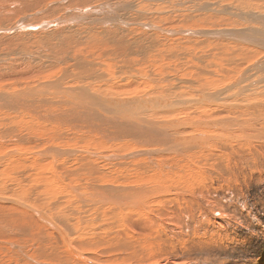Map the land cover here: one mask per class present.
Listing matches in <instances>:
<instances>
[{
    "label": "bare ground",
    "instance_id": "bare-ground-1",
    "mask_svg": "<svg viewBox=\"0 0 264 264\" xmlns=\"http://www.w3.org/2000/svg\"><path fill=\"white\" fill-rule=\"evenodd\" d=\"M85 1H87V0H85ZM116 1H114V4H111V5H108V4H104V6L100 5V7L102 8L100 10H103L104 9L103 7L113 6L112 12L115 14L116 9L119 6L118 3H120L119 0H118V2H116ZM90 3H91V1H90ZM122 3H126V2H122ZM188 3H189V1H188ZM132 4H134V3H132ZM186 4H187V2H186ZM223 4H225V3H223ZM72 5H74V4L72 3ZM180 5H182V3ZM91 6H92V3H91ZM122 6H124V4ZM148 6L149 5H147L146 7H148ZM217 6H218V4H217ZM40 7L41 6H38V9ZM29 8H30V6H29ZM35 8H37V6ZM73 8H74V6H73ZM136 8H138V7H136ZM175 8H178V7H175ZM194 8H195V6H194ZM226 8L227 7L225 6V11H226ZM216 9H218V8H216ZM77 10H76V12L78 14H75L74 16L63 20V24H64V22H65V24H68V26H67L68 29H69V24H70V26L71 25L76 26L78 24V27H79L81 22L86 21V18L89 15V13H90V15L91 14H98V12L96 13V11H100L98 8L96 11H94V9H92V7H84V8H81L80 10H79V8H77ZM138 10H140V9H138ZM178 10H180V9H178ZM69 12H70V10H69ZM74 12H73V14H74ZM160 12H162V11H160ZM232 12H233V10H232ZM63 13L66 14L64 12V10H63ZM101 13L102 12H100L99 15H101ZM122 13L123 12H121L120 14H122ZM139 13H141V12H139ZM237 14H239V13L237 12ZM103 15H105V13ZM178 15H180L179 12H178ZM188 15H190V14H188ZM169 16H171V15H169ZM94 17H96V16H94ZM172 17H173V15H172ZM238 17H240L239 19L243 20V19H246L247 16H245V14L244 15L239 14ZM252 17L255 20L257 18H259V16H254V15ZM58 18H61V17H57V19ZM106 18L107 17H105V19ZM125 18H127V17H124V19ZM53 19H54V17H53ZM134 19H136V18H134ZM143 19L145 20V18H143ZM176 19H173V20H175L174 22H177ZM101 20H102V18H101ZM259 20H260V22L263 23V26L261 28L252 27L251 29H253L252 30L253 32L250 31V33H251L250 37H248L249 35L246 36L247 34H245V37L240 36L242 33H240L238 30H237L238 32H233L231 34V36L234 37L232 39L235 40V41L232 40L233 42L239 43V45H241L240 47L245 46V47H242L243 54L237 53V55H235V57H234L235 58L234 60H237V58L242 60V57H244V54L247 57H249V55L252 53V51H254L253 49H249L248 47H246L249 45H243L242 42L250 41V42H253V44L258 43L259 46H264V18H261V19L259 18ZM181 21H182V19H181ZM1 23L2 22H0V24ZM96 23L98 24L99 21L98 22L96 21ZM131 23H132V25L134 24V22H131ZM166 23L167 22H165V25H166ZM4 24H6V23H4ZM45 25H43V26L45 27ZM104 25H107V24H104ZM111 25H109V26H111ZM142 25H144V24H142ZM167 25H168V23H167ZM18 26L20 27V24ZM118 26H119V24H118ZM88 27L90 28V26H88ZM22 28H24L25 31H28L30 29L32 30L33 27L22 26ZM92 28H93V25H92ZM126 28L124 27V29H126ZM161 28H162V26H161ZM169 28H171V27H169ZM51 29H53V28L51 27ZM71 29H72V26H71ZM76 29H74L73 32ZM81 29H83V28H81ZM99 30L102 31V29H99ZM118 30L119 29H117V31ZM128 30H131V29L128 28ZM177 30L175 32H177ZM80 31L81 30H79V32ZM90 31H92V30H90ZM121 31H123V30H121ZM157 32H158V29H157ZM76 33L79 35L78 31H76ZM76 33L74 32V34H76ZM239 33H240V35H239ZM227 34H228V32H227ZM252 34L254 35V37ZM67 35L63 36V37H67ZM69 35H70V32H69ZM146 35H148V34H146ZM77 37H75V38H77ZM179 37L181 38V36H179ZM65 40H66V38H65ZM162 40H163V38H162ZM168 40H169V38H168ZM228 40H230V39H228ZM251 40H253V41H251ZM156 41H158V40H156ZM152 42H150V43H152ZM222 42H224V41H222ZM138 43H140V41ZM165 43H166V41H165ZM228 43H229V41H228ZM246 43H248V42H246ZM5 44L4 45L7 46L8 43L5 42ZM154 44H156V43H154ZM167 45H169V43ZM167 45H165V46H167ZM205 45H206V43H205ZM87 46H88V44H87ZM161 46H162V44H161ZM176 47H178V46H176ZM180 47H181V45H180ZM187 47H189V46H187ZM129 48H131V47H129ZM49 49L52 50L51 48H49ZM172 49H171V52L174 51V50L172 51ZM50 50H49V52H52ZM146 50H147V48H146ZM187 50L189 51V49H187ZM190 50H192V49H190ZM159 51H160V49H159ZM160 52H162V51H160ZM197 54H200V53H197ZM25 55H26V53H25ZM50 55H52V54H50ZM66 55H67V53H66ZM162 55H164V53ZM158 56L161 58L159 53H158ZM23 57H25V56H23ZM60 57H62V55ZM86 57H88V56H86ZM171 57H172V55H171ZM183 57H185V56H183ZM92 58H94V57H92ZM3 59H2V61H3ZM48 61H49V59H48ZM50 61H51V59H50ZM95 61H97V60H95ZM161 61H163V60L161 59ZM252 61H254V59ZM65 62H67V61H65ZM76 62H74V66H75ZM231 63L236 65V66L241 64L239 66L240 69L238 67L239 71L235 76H233V77L231 76V78H229V80H227L224 83H222L221 85H219V87H218L219 89L215 88L214 92L212 91L211 93H206V92L197 93L196 97L193 96L195 99L194 98L190 99L191 98L190 97L189 98L190 100L187 102L180 101L178 103H175V102H172V101H169L166 99H162L160 97L157 98V96L160 94L157 92V90L152 92V90H151L152 87L150 88V91L152 92L151 94L146 95V92H145V95H142V96L138 95V94H140L139 91L138 92L131 91V89H128L130 91H128V90L122 91L121 90L122 92L119 91V92H109L108 93L107 89L101 88L102 90L101 89L100 90L101 91L105 90L106 93L104 92L105 95H103L105 97H100V96L96 95V93L91 91L95 84L92 85L91 82H89V80H87L91 77L87 76L88 73H86V72H83L82 76L77 75L79 77L67 80V81H69L68 83L65 82L66 81L65 78H61L58 80H56L54 78L55 81H51L49 79L48 82H46L47 80H45L46 83H42V80H41V82L35 81L37 84L38 83H41V84L36 86L34 83L35 87H32V88L26 86V87H23L21 89H18V90L12 91V92H3V93L0 92V106H5V108H11V109H14L13 107H16V109H18V108L20 109V108H23V106H24V108H27L28 110L32 109L31 111H35V112L38 108L41 109V107H39V105L45 106V107L49 106L48 108L55 107L56 106L55 102H53V100H51L47 96H49V95L58 96V98H59L58 100H60L59 106H61L59 108V113L55 114L54 116H50L53 114L52 113V114L48 115V118L51 117V119L53 118L54 120L58 121L60 124L61 123L65 124V123H69V122L70 123L73 122V124H74V122H77L78 124L82 123V124L88 125L89 127L94 129L95 131H98V130L104 131L107 129L110 132L111 130H113V132L109 135H107L105 133H102V135H104L105 139H107V140H109L110 138L112 140H115V139L120 140L123 137L129 138L128 144H124L126 146L127 145L131 146L132 144H135V145L138 144V146L144 145V146H148L149 148L152 147L151 151H148L146 149L147 148L146 147L145 148L147 150L146 152H142V151H140V148H138L139 151L142 152V153H140V152L139 153L141 155L145 154L146 156H148V158H145L144 155H142L144 157L143 158L144 162L140 165L141 169L138 170L136 168L137 169L136 170V169L132 168V169H134L135 174L127 175L129 177V179L132 180V182H133V183H131V185H125V184H123V185H103V184H106L105 182L100 184V185L99 184L98 185L92 184L95 186H94V192H93L94 197L91 198V203L93 205H97V208L99 207L102 210H107V211L111 212V214H114L113 217L110 218V220L112 222L108 223L106 221L107 223L105 222L102 225H100L101 223L99 225L97 224V226L95 228H93V227L90 228L89 231H91V232L89 233L87 231L88 230L87 225L90 223L89 222L90 218H87L86 215L82 213V211L80 212V210H79L80 214L77 213V216L75 217L76 218V221H75L76 224H74V225L77 226V227H75V229H76L75 231L79 230V236L78 237L80 239H82L86 245L90 246L93 243H104L105 245H107V248L100 251V253L98 254V257H96L95 254L94 255L91 254V255L86 256L85 254H83L81 252V250L76 249L75 242L70 240L69 236H68L71 233L72 229L65 227L67 225V222L69 221V219H68V221L63 220L64 221L63 225L65 227V228H63V227H60L57 225V223L55 222L56 221L55 219H54L55 221H53V220H50L47 217V215L46 216L43 215L44 213H40V212L33 211V210H32L33 213H31L30 211H28L30 213L27 212L28 213L27 216L30 218V221L32 220L33 222L35 221L36 223H42L41 221H44L47 223V225H45L46 227L53 229V232L55 233L56 237L61 242L60 244L62 245V248H63L64 252L66 253L65 255L68 256L71 264H264V61L263 62L254 61L253 64H251V65H244L245 63L244 64H243V62L238 63L236 61H232ZM91 64H93V62H91ZM191 64H192V62H191ZM215 64H217V63H215ZM83 65H87V64H84V63H77L76 64V66H79V67L83 66ZM93 65L95 66L96 64H93ZM234 65H233V67H234ZM99 67L101 69L103 68L102 66H99ZM93 69H94V67H93ZM113 69H114V67H113ZM113 69H111V70H113ZM227 69H229V68H227ZM76 71L77 70H75V72ZM117 71H118V69H117ZM227 71H231V70H227ZM77 72H76V74H78ZM104 72H105V70H104ZM113 72H115V71H113ZM202 72H204V71L202 70L200 73H202ZM106 73L107 72H105L104 74H106ZM210 73H208V74H210ZM219 74H222V73H219ZM55 75H56V73L53 76H55ZM0 76H2V74ZM53 76H52V78H53ZM94 76H96V75H94ZM97 76H98V74H97ZM225 76H227V75H225ZM110 77H113L112 73H111ZM208 77H211V76L209 75ZM105 78L103 77V79H105ZM117 78L118 77H116L115 79L117 80ZM215 78H217V77H215ZM155 79H157V78H155ZM231 79H233V80H231ZM120 80H122V79H120ZM97 81L99 82V80H97ZM113 81H114V79H113ZM122 81H121V83H123ZM117 82H118V80H117ZM143 82H145V81H143ZM95 83H97V82H95ZM107 83H109V82H107ZM107 83H104V87H105V84H107ZM113 83L116 84L115 81ZM121 83H119V84H121ZM62 84L63 85L66 84V87H64V88L61 87ZM119 84L117 86H115L114 88H116V87H117V89H118V87L120 88ZM97 85H99V83L96 84V86ZM101 85H103V84H101ZM206 86H208V85H206ZM109 87H110V85H109ZM61 88H63L62 91H60ZM122 88H124V86ZM110 89H111V87H110ZM141 91L144 92L143 89ZM204 91H206V90H204ZM97 92H99V91H97ZM101 93L103 94V92H101ZM102 94H100V95H102ZM115 96H118V98L115 99L114 98ZM129 96H135V97L131 98ZM58 100H56V101L58 102ZM185 100H188V99H185ZM54 101H55V99H54ZM33 103H35L36 105H33ZM152 106L155 107V110L158 111L157 113H151L150 112V109L152 108ZM55 108L53 110H57ZM49 112H52V110H50ZM171 112H172L173 116H171ZM173 112H175V113H173ZM177 112H178V114L176 115ZM7 113H9V112H7ZM157 114H168L169 117L171 116V117H173V119H171V118L170 119H164L165 117L163 118V115H162V117L159 116L158 117L159 119L154 118V117H152L153 119L150 118L152 115H157ZM174 114H175V117H174ZM181 115H186V116L183 119H181L179 117ZM177 116L180 119L177 118ZM36 118L39 119L38 117H36ZM44 119H42V120H44ZM50 121H53V120H50ZM75 125L77 126L76 123H75ZM71 126H72V124H71ZM78 126H83V125L79 124ZM69 127L70 126H68V128H67L68 130H69ZM73 129H76V127ZM82 129H86V128L82 127ZM82 129H79V130H82ZM60 130H61V128H60ZM71 131H72V133L73 132L75 133V130L74 131L71 130ZM71 131H69V132H71ZM72 133H71V135L76 134V133L75 134L74 133L72 134ZM100 133H98V134H100ZM87 137H88V135H87ZM51 138H52V136H51ZM89 138L92 139L91 137H89ZM89 138H87V139H89ZM111 139L109 140L110 142H111ZM26 140L29 143L36 142V139L32 138V137L27 138ZM95 140H94V142L98 143V141H95ZM126 140H125V143L127 142ZM101 143H100V145L103 144V143L102 144ZM106 143L108 144V142H106ZM114 144L115 143H113V145ZM35 145L37 146V144H35ZM35 145L32 146V150H33V148H35ZM43 145H46V144H43ZM103 145H104V149H105L106 148L105 144H103ZM116 146H118V145H116ZM37 147H39V145ZM132 147H133V145H132ZM55 148L57 149V147H55ZM55 148H53V149H51V148L41 149V150L37 151V155L39 156V158H41L42 156H43V158H48V159L51 158L48 161L50 162V164H51V162L54 163V161H56L55 158L56 159H57V157L59 158V156L62 155L61 153L64 152V151H61V149L56 150ZM99 148L103 149L102 147H99ZM112 148H113V146H112ZM112 148L110 145V149H112ZM68 149H66V150H68ZM116 149H117V147H116ZM138 149H136V150L138 151ZM37 150H38V148H37ZM108 150H109V148H108ZM81 152H80L81 154L76 155V156H78L79 158L80 157L83 158V161H81V165L84 163H86V164L84 166H82V169L84 171L79 170V172H83V173L88 172V173H91V175L96 174V172L98 171V169H97L98 163H102V164L105 163L106 164V163H108L107 160H111V157L115 158L114 160H120V162H122L123 159L128 160V159H131L132 156L134 157L136 155L134 153L133 154L127 153L128 152L127 150L125 151L126 153L122 154L123 157H121L120 155H117V154H111V151H108L109 154H105V155H103L101 152L94 153L93 151L87 150V149H83ZM70 153L73 155V152H70ZM3 154L4 153H1L0 156H3ZM99 154H102V156H100V158L98 157ZM9 155L11 156L10 153H9ZM154 155H157V157H154ZM139 156L137 155L138 158H139ZM1 158L3 159V158H5V156L0 157V159ZM2 159L0 161H2ZM139 159H137V160H139ZM5 160L7 162V159H5ZM63 160H65V159H63ZM9 161L10 162H8V163H5V162H4V164L1 163V165L3 164L4 170H5L4 165L5 164L9 165L11 163V160H9ZM39 162H40V160H39ZM49 162L47 163L48 164L47 168L51 167ZM129 164H130V162H129ZM8 165H6V167H9ZM134 165H137V164H134ZM38 166H40V165H38ZM71 166H73V164H71ZM45 167H46V165H45ZM17 168H19V167H17ZM19 169H21V167ZM123 170H122V172H123ZM41 171H43V169ZM18 172L21 173L22 170L21 171L19 170ZM47 172H49V174L52 175V171L50 173V171H48V169H47ZM124 172H123V175H125ZM119 173H120L119 171L116 172V174H119ZM121 173H120V175H121ZM27 174L30 176L32 173L26 172L25 175L27 176ZM81 174H80V177L86 176V175H83V174L81 175ZM17 175H19L18 177H20V174H16L15 176H17ZM40 175H42V174L40 173ZM21 176H23V174H21ZM31 176H30V178L32 179L33 176L32 177ZM53 176H54V173H53ZM53 176H52V179H50V180L53 181L52 183L54 185H55V183L57 184L58 181H61V180H58V178H57L58 181L54 182V180L56 181V179H54ZM49 177H47V180ZM55 177H56V175H55ZM87 177L89 178V176H87ZM95 177H96V175H95ZM17 178L15 177V179H17ZM20 178L24 179L25 176L20 177ZM27 178H29V177L27 176ZM27 178H25V179H27ZM42 178H45V177H42ZM94 179H96V178H94ZM94 179L92 178V180H94ZM7 182L9 183V181H7ZM91 182H93V181H91ZM3 183H2V185H3ZM35 183L37 184V182H35ZM68 183L71 186H69L67 184L64 185V183L61 184L62 187L59 185L58 186L61 187V189L64 186V188L69 189L76 197H79L80 193H78V190H77L78 186H76L74 184L72 186V183H70V182H68ZM79 183H80V181H79ZM53 184H51L49 182L48 187H46V188L53 190L55 188ZM32 186H34V185H32ZM50 186H53V187H50ZM86 186H88V185H85L84 189H87ZM29 187H31V186H29ZM46 188H45V190H46ZM91 188L93 189V187H91ZM88 190H89V188H88ZM8 191H9V189H8ZM47 191H49V190H47ZM85 191H87V190H85ZM20 192H22V190ZM63 192H65V191H63ZM67 192H68V190H67ZM91 192H89V195ZM9 193L10 192H7L6 195H8ZM9 195H10L9 198H11L12 197L11 193ZM55 195H54L53 199L55 197L60 199L59 195H57V194H55ZM64 196H66V195H64ZM64 196H63V198H65ZM48 197H49V195H48ZM40 198L38 200H40ZM57 198H55L54 200H56ZM79 198H75V201H76V199L78 200ZM12 199H14V198H11V200ZM58 199H57V201H59ZM66 199H67V196H66ZM68 199H70V198H68ZM45 200H47V199L45 198ZM60 200H62V199H60ZM0 201H2V202L4 201L5 205H7L6 202H12L14 205H16V203H14V201H10L8 199L1 198ZM26 201H28V200H26ZM66 201H68V200H66ZM30 202H32V201H30ZM37 202H39V201H37ZM37 202L34 203V205L39 204ZM78 202H80V201H78ZM17 203H18V201H17ZM51 203L52 202H50V205H51ZM91 203H89V204H91ZM47 204H49V203H46V205ZM1 205H4V204H2L0 202V207H1ZM10 205H8V206H10ZM13 206H10L9 209L11 208L10 210L14 209L17 211V208L15 209V208H13ZM78 207H80V206H78ZM91 207H93V206H91ZM26 208H28V207H26ZM45 208L48 212L49 211L48 208H50V207H48V208L44 207L43 210ZM56 209L54 208L53 211L50 209V211H52L51 213L55 212ZM71 209H73V208H71ZM43 210H41V211L43 212ZM18 211H20V210H18ZM58 211H57V213H58ZM63 211H64V209H63ZM85 211L88 212V210H85ZM4 212H2V210H0V224H3V223L7 224L8 222H10L9 220H11V219L13 220V222L14 221L19 222V218L17 215H16L17 217L16 216L13 217L14 216L13 213L7 215ZM6 212H7V209H6ZM103 212H101V213H103ZM25 213L26 212H24V214ZM51 213H49V215ZM61 213H62V211H61ZM65 213H66V211H65ZM54 216H57V215L54 214ZM69 217H70V215H69ZM71 217H73V216H71ZM25 218H26V216H25ZM29 218H27V219H29ZM27 219L25 220V224H27L26 223ZM63 219H64V214H63ZM58 221H59V219H58ZM18 222H16V223H18ZM23 222H24V220H23ZM35 222L32 225H34ZM44 222H43V224H44ZM61 222H62V220H61ZM68 223H70V222H68ZM96 223H97V221H96ZM18 225H19V223H18ZM38 225L40 227L41 224H38ZM29 226H30V224H29ZM67 226H69V224ZM83 226L84 227L87 226V227L84 228ZM2 227H4V226L2 225ZM11 227H14V225ZM71 227H73V226H71ZM11 230H13V229L11 228ZM92 230L94 233H92ZM45 231H47V229ZM15 232H16V230H15ZM15 232L13 235H15ZM96 232H99V233H96ZM17 233H18V231H17ZM47 233H48V231H47ZM96 235H100V236H96ZM3 239H5V238H3ZM51 242H55V241H51ZM50 244H52V243H50ZM77 244H78V242H77ZM10 246L13 247L14 245L10 244ZM12 247H10V248H12ZM104 247H106V246H104ZM12 249H15V248H12ZM55 253H57V252H55ZM58 255H59V253H58ZM58 262L59 261L57 260V263ZM42 263H44V262H42ZM54 263H56V262H54ZM32 264H39V263L34 262ZM58 264H60V262Z\"/></svg>",
    "mask_w": 264,
    "mask_h": 264
},
{
    "label": "rangeland",
    "instance_id": "rangeland-1",
    "mask_svg": "<svg viewBox=\"0 0 264 264\" xmlns=\"http://www.w3.org/2000/svg\"><path fill=\"white\" fill-rule=\"evenodd\" d=\"M75 1L76 0H0V22H2L0 24V75L2 74V76H0V92L1 93L12 92V91L21 89V88L26 87V86L32 88V87H35V85L37 86V85L41 84V83H38V84L36 83V82H41V80H42V83H46L49 81V79L51 81H55V79L58 80L61 78H65L66 79L65 82L68 83L69 81H67V80L82 76V73L86 72V73H88L87 76L91 77L87 80H89V82H91L92 85L95 84L93 87L94 89L92 88V90L91 89L90 90L93 91L94 93H96V95H98L100 97H105L103 95H105V93H106L105 90L101 91L102 90L101 88L107 89L108 91L107 90L106 91L108 93L109 92H119L121 90L127 91L128 89H131V91H136V92L139 91L140 94H138V95H140V96L145 95V92H146V95H149L152 92L157 90V92L160 94L157 96V98L160 97L162 99H166V100H169V101H172L175 103H178L180 101L187 102L190 99L196 97L197 93H201V92L211 93L212 91L214 92L215 88L217 89L219 87V85H221L225 81L229 80V78H231V76L232 77L235 76L238 73V71L240 69L239 66L241 64L236 66V65L231 63L232 61H236L238 63L243 62V64L245 63L244 65H251V64H253L254 61H256V62L257 61H260V62L264 61V46H259L258 43L253 44V42H250V41H246L248 43L242 42L243 45H249L246 47L254 50L249 55V57H247L244 54V57H242V60L238 59V58H237V60H234L235 59L234 57H235V55H237V53L243 54L242 47H245V46L240 47L241 45H239V43L233 42L235 40H233L232 38H234V37L231 36V34L233 32L239 31L240 33H242L241 35L239 33L240 36L245 37V34H247L246 36L249 35L248 37H250L251 36L250 31L253 30V29H251L252 27L261 28L263 26V23L260 22L259 18L260 19L264 18L263 17L264 16V0H256V1L255 0H160L161 2L159 0H154V1L153 0H131L132 2L130 0H125V1L119 0L120 3H118L119 6L117 5L118 7L116 9V13H115L116 15L112 12L113 6L103 7L104 9L100 10V9H102L100 7V5H103V6H104V4L111 5V4H114V1H116V0H112V1L111 0H87V1L77 0L76 1L77 3ZM90 1L92 3V6H91ZM188 1H189V3H188ZM116 2H118V0ZM122 2H126V3H122ZM186 2H187V4H186ZM72 3L74 5H72ZM132 3H134V4H132ZM181 3L183 6L180 5ZM223 3H225V4H223ZM123 4H124V6H122ZM136 4L137 5L139 4V5L137 6ZM217 4L219 7L217 6ZM147 5H149V6L146 7ZM29 6H30V8H29ZM36 6H37V8H35ZM38 6H41V7L38 9ZM73 6H74V8H73ZM194 6H195V8H194ZM225 6L227 7L226 11H225ZM84 7H92V9H94V11H96L98 8L100 11H96V13L98 12V14H91L90 15V13H89V15L86 18V21L81 22L79 27H78V24L76 26L71 25L72 26V29H71V26L69 24V29H68V27H67L68 24H65V22H64V24H65L64 25L63 20L70 18V17L74 16L75 14H78L76 12L77 8H79V10H80L81 8H84ZM136 7H138V8H136ZM175 7H178V8H175ZM216 8H218V9H216ZM138 9H140V10H138ZM178 9H180V10H178ZM63 10L66 14L63 13ZM69 10H70V12H69ZM232 10H233V12H232ZM160 11H162V12H160ZM236 11L239 14H242V15L245 14V16H247L246 19H243V20L239 19L240 18V17H238L239 14H237ZM73 12H74V14H73ZM100 12H102L101 15H99ZM121 12H123V13L120 14ZM139 12H141V13H139ZM178 12L180 15H178ZM104 13H105V15H103ZM168 14L171 16H169ZM188 14H190V15H188ZM172 15H173V17H172ZM253 15L259 16V18H257L255 20L252 17ZM94 16H96V17H94ZM53 17H54V19H53ZM57 17H61V18L57 19ZM105 17H107V18L105 19ZM124 17H127V18L124 19ZM101 18H102V20H101ZM134 18H136V19H134ZM143 18H145V20ZM172 18L173 19L177 18L176 19L177 22H174L175 20H173ZM201 18L202 19L204 18V19L202 20ZM181 19H182V21H181ZM96 21L97 22L99 21L100 24L99 23L97 24ZM131 22H134V24L132 25ZM165 22H167L169 26L167 25V23L165 25ZM4 23H6V24L8 23V24L6 25ZM117 23L119 24V26ZM19 24H20V27L18 26ZM104 24H107V25H104ZM142 24H144V25H142ZM43 25H45V27ZM92 25H93V28H92ZM109 25H111V26H109ZM22 26H30L33 28H32V30L30 29L28 31H25L24 28H22ZM88 26H90V28ZM161 26L163 29L161 28ZM191 26L192 27L194 26L195 28L194 27L192 28ZM51 27L53 29H51ZM124 27L125 28L127 27V28L124 29ZM169 27H171V28H169ZM81 28H83V29H81ZM128 28L131 30H128ZM74 29H76L74 32L76 33V31H78L79 35L77 33H76L77 35L74 34V32H73ZM99 29H102V31ZM117 29H119V30L117 31ZM157 29H158V32H157ZM79 30H81L82 32L81 31L79 32ZM90 30H92V31H90ZM121 30H123V31H121ZM149 30L150 31L152 30V31L150 32ZM176 30H177V32H175ZM68 31L70 32V35H69ZM227 32H228V34H227ZM146 34H148V35H146ZM66 35H67V37H63ZM179 36H181L182 39ZM75 37H77V38H75ZM161 37L163 38V40ZM253 37H254V35H253ZM65 38H66V40H65ZM168 38H169V40H168ZM220 38L221 39L223 38V39L221 40ZM228 39H230L231 41ZM156 40H158V41H156ZM139 41H140V43H138ZM152 41L156 44H154ZM165 41H166V43H165ZM222 41H224V42H222ZM228 41H229V43H228ZM251 41H253V40H251ZM5 42L8 43L7 46H5L6 45ZM150 42H152V43H150ZM168 43H169V45H167ZM205 43H206V45H205ZM87 44H88V46H87ZM161 44H162V46H161ZM165 45H167V46H165ZM180 45H181V47H180ZM176 46H178V47H176ZM187 46H189V47H187ZM129 47H131V48H129ZM47 48L48 49L51 48L52 50H50V49L49 50L52 52H49V50ZM146 48H147V50H146ZM159 49L162 52H160ZM171 49H172V51L174 50L173 51L174 53L171 52ZM187 49H189V51ZM190 49H192V50H190ZM25 53L28 57L25 55ZM66 53H67V55H66ZM158 53L161 56V58L158 56ZM163 53H164V55H162ZM197 53H200V54H197ZM50 54H52L53 56ZM61 55H62V57H60ZM85 55L88 57H86ZM171 55H172V57H171ZM23 56H25V57H23ZM183 56H185V57H183ZM92 57H94V58H92ZM2 59H3V61H2ZM48 59H49V61H48ZM50 59H51V61H50ZM161 59L163 61H161ZM253 59H254V61H252ZM95 60H97V61H95ZM65 61H67V62H65ZM90 61L96 65L94 66L93 64H91ZM74 62H76L75 66H74ZM191 62H192V64H191ZM77 63H84V64H87L88 66L83 65V66L79 67V66H76ZM215 63H217V64H215ZM98 65L102 66L103 68L101 69ZM233 65H234V67H233ZM93 67H94V69H93ZM113 67H114V69H113ZM238 67H239V69H238ZM110 68L113 70H111ZM227 68H229V69H227ZM117 69H118V71H117ZM75 70L78 71V72L76 71L78 74H76ZM104 70H105V72H107L106 74H104L105 73ZM202 70L204 72L200 73ZM227 70H231V71H227ZM113 71H115V72H113ZM55 73L57 75V76L55 75L56 77L53 76ZM111 73H112L113 77H110ZM208 73H210V74H208ZM219 73H222V74H219ZM97 74H98V76H97ZM77 75H79V76H77ZM94 75H96V76H94ZM209 75L211 77H208ZM213 75L217 78H215ZM225 75H227V76H225ZM52 76H53V78H52ZM102 76L104 78L105 77L106 78L103 79ZM116 77H118L117 78L118 82L115 79ZM155 78H157V79H155ZM96 79L99 80V82ZM113 79H114L116 84L113 83L114 82ZM120 79H122L123 81ZM45 80H47V81L45 82ZM231 80H233V79H231ZM106 81L109 83H107ZM121 81L123 83H121ZM143 81H145V82H143ZM95 82H97V83H95ZM103 82L107 83V84H105V87H104ZM34 83H35V85H34ZM98 83H99V85L96 86V84H98ZM117 83L118 84L121 83V84H119L121 89L119 87H118V89H117V87L114 88L115 86L118 85ZM66 84H64V85L62 84L63 86L61 85V87H63V88L66 87ZM101 84H103V85H101ZM109 85H110L111 89H110ZM206 85H208V86H206ZM123 86H124V88H122ZM63 88H61L60 91H62ZM141 88L143 89L144 92L141 91L142 90ZM150 88H151L152 92L150 91ZM204 90H206V91H204ZM97 91H99V92H97ZM128 91H130V90H128ZM101 92H103V94ZM99 93L102 95H100ZM47 97H49L51 100H53V102H55L56 106L57 105L58 106L57 107L55 106L56 108L50 107L51 108L50 109V108H48L49 106L45 107V106L39 105V107H41V109L38 108L36 110V112L31 111L32 109H29L30 110L29 111L27 108H24V106H23V108H20V109L19 108L16 109V107H13L14 109H11V108H5V106H0V155H1V153L5 154V155L3 154V156H0V157L5 156V158H3V159L1 158L2 161H0V165H1V163L4 164V162L5 163L10 162L9 160H11V163H12V164L10 163L9 165L5 164L4 165L5 170L3 169V164L0 166V199L1 198L8 199V200L14 201V203H16V205H14L12 202H6L7 205H5L4 201L3 202L0 201L2 204H4V205H1L0 210H2V212L5 211L4 213L7 215L13 213V215H14L13 217H15L17 215L19 218V222L16 221L19 223V225L15 221H14L15 222L14 223L11 218H10L11 220H9L10 222H8L7 224L6 223L0 224V226H1L0 227V233H1L0 234V239H1L0 240V264H32L34 262L39 263V264H58L59 262H60V264H71L68 256L65 255L66 253L64 252L62 245L60 244L61 242L59 241V239L56 237L55 233L53 232V229L46 227L45 225H47V223L44 221H41L42 223H36L34 221L35 224L32 225L34 222L32 220L30 221V218L27 216L28 213H30V212L33 213L32 210L40 212V213H44L43 215H45V216L47 215V217L50 220H53V221L56 220L55 222L60 227H63V228L68 227V228L72 229L71 233L68 236H69L70 240L75 242L76 249L81 250V252L83 254H85L86 256L91 255V254L92 255L95 254V256L98 257V254L100 253V251L107 248V245H105L104 243H93L92 245L88 246L83 242L82 239H80L78 237L79 236V230L75 231L76 230L75 227H77V226L74 225V224H76L75 223V221H76L75 217L77 216V213L80 214V212L82 211V213L85 214L87 218H90V221H89L90 223L87 225L88 227L85 226V227H87V229H88L87 231L89 233L91 232V231H89L90 228L91 227L95 228L97 226V224L99 225L101 223L100 225H102L106 221L108 223L112 222L110 220V218L113 217L114 214H111V212H109L107 210H102L99 207L97 208V205H93L91 203V198L94 197L93 192H94V186H95L92 184H96V185L99 184L100 185V184L105 182L106 184H103V185H123V184L131 185V183H133V182H132V180L129 179V177L127 175L135 174L134 169H136V168L138 170L141 169L140 165L144 162L143 158L144 157L148 158V156H146L145 154H142V155H144V157H143L140 153L146 152L147 150L148 151L152 150V147L149 148L148 146H144V145L138 146V144H136V145L132 144L133 147H132V145L131 146L130 145H127V146L124 145V144H128L129 138L123 137L120 140L117 139L118 141L116 139L112 140L110 138L111 139V142H110L109 141L110 139L107 140V139H105L104 135H102V133L109 135L113 132V130H111L110 132L107 129L104 130L105 132L98 130L99 131L98 132V131H95L94 129H92L91 127H89L88 125H85L82 123H79V124L83 125V126H78L79 124L77 122H74V124H73V122L72 123L69 122L70 124L69 123H65V124L61 123L60 124L58 121L54 120L53 118L52 119H51V117L48 118V115H50L52 113L53 114L50 116H54L55 114H58L59 108L61 106H59L60 100H58L59 99L58 96L49 95ZM129 97L132 98L135 96H129ZM114 98L117 99L118 96H115ZM54 99H55V101H54ZM185 99H188V100H185ZM56 100H58V102ZM33 105H36V104L33 103ZM54 108L57 110H53ZM50 110H52V112H49ZM7 112H9V113H7ZM150 112L151 113H157L158 111L155 110V107L152 106V108L150 109ZM173 113H175V112H173ZM177 114H178V112L176 113V115ZM162 115H163V118L165 117L164 119H170V118L173 119V117H171V116H173L172 112H171L170 117L168 114H157V115H152L150 118H152V117L158 118L159 116L162 117ZM35 116L38 117L39 119H37ZM185 116L186 115H181L179 117L181 119H183ZM174 117H175V114H174ZM179 117L177 116V118H179ZM42 119H44V120H42ZM50 120H53L55 123L53 121H50ZM75 123L77 124V126L75 125ZM71 124H72V126H71ZM68 126H70L69 130L67 129ZM59 127L61 128L62 131L60 130ZM75 127H76V129H73ZM82 127L86 128V129H82ZM79 129H82L83 131L79 130ZM71 130H73V131L75 130L76 134L73 132L75 135H71V133H72ZM69 131H71V132H69ZM97 132L98 133L101 132V133L98 134ZM87 135H88V137H87ZM51 136H52V138H51ZM31 137L35 138L36 142L29 143L26 140L27 138H31ZM89 137H91L92 139H90ZM87 138H89V139H87ZM124 139L125 140L127 139L126 143H125ZM94 140L98 141V143L94 142ZM101 142L103 144H105V147H106L105 149H104V145ZM106 142H108V144ZM100 143L102 145H100ZM113 143H115V144L117 143L116 145H118L119 147L116 146L115 144L113 145ZM35 144H37V146L39 145V147H37ZM43 144H46V145H43ZM33 145H35V148H33V150H32ZM110 145H111V148L113 146L114 149L113 148L110 149ZM36 147L38 148V150ZM55 147H57V149H61V151H64V152L61 153L62 155H60L59 158L58 157H57V159L55 158L56 161H54V163L51 162V164H50V162L48 161L51 158L50 159L43 158V156L41 158H39V156L37 155V151H39L41 149H46V148L53 149ZM99 147H102L103 149H101ZM116 147L118 150L116 149ZM108 148H109V150H108ZM138 148H140V151H142V152H140ZM66 149H68L70 152H73V155ZM83 149L91 150L94 153L101 152L103 155L109 154L108 151H111V154H117V155H120L121 157H123L122 154L126 153L125 151L127 150L128 151L127 153H130V154L134 153L136 155L134 157L132 156V158L128 159V160L123 159L122 162H120V160H114L115 158L111 157V160H107L108 163H106V164L105 163H103V164L98 163V168H97L98 171L96 172V174L91 175V173H88V172H84L85 174L83 172H79V170L84 171L82 169V166H84L86 163L81 165V161H83V158L80 157L81 158L80 159L76 155L81 154L82 153L81 151ZM136 149H138V151ZM9 153L11 154V156L9 155ZM102 154H99L98 157L100 158V156H102ZM137 155L138 156L140 155L139 158L140 157L141 158L139 159L137 157ZM154 157H157V155H154ZM5 159H7V162ZM63 159H65V160H63ZM137 159H139V160H137ZM39 160H40V162H39ZM48 162L51 165V167L47 168ZM129 162H130V164H129ZM71 164H73V166H71ZM134 164H137L138 166L134 165ZM6 165H8L9 167H6ZM38 165H40L41 167ZM45 165H46V167H45ZM16 166L19 168L21 167V169L17 168ZM132 168H134V169H132ZM42 169H43V171H41ZM47 169H48V171H50V173L52 171V175L49 174V172H47ZM121 169L122 170L124 169L123 172L125 171L124 172L125 175H123V172ZM17 170L18 171L22 170V172L20 173ZM117 171H119L120 173L122 172L121 175H120V173L116 174ZM26 172L32 173L31 175L33 177L30 175L32 177V179L30 178V176L28 174H27V176L29 178H27V176L25 175ZM39 172L42 175H40ZM53 173H54V176H53ZM81 173L83 175H86V176L80 177ZM12 174L13 175L14 174L15 175L20 174V177L25 176V178H27V179L20 178V177H18L19 175L13 176ZM21 174H23V176H21ZM55 175H56V177H55ZM95 175H96V177H95ZM52 176L54 179H56V181L54 180V182H57L58 180H61V181H58L57 184L55 183V185H54L52 183L53 181L50 180V179H52ZM87 176H89V178ZM15 177L16 178L18 177L19 179L18 178L15 179ZM42 177H45V178H42ZM47 177H49L48 178L49 181L47 180ZM91 177L93 179L94 178H96V179L92 180ZM57 178H58V180H57ZM90 180L93 182H91ZM7 181H9V183ZM79 181H80V183H79ZM35 182H37L38 185ZM49 182L54 185L55 188L53 190L46 188V187H48ZM68 182L72 183V186H73V184L78 186L77 190H78V193H80V195H79L80 198L76 197L69 189L64 188V186L61 189V187H62L61 184H63V183H64V185L67 184V185L71 186ZM2 183H3V185H2ZM32 185H34V186H32ZM58 185L61 187H59ZM85 185H88V186H86L87 189H84ZM29 186H31V187H29ZM50 187H53V186H50ZM91 187H93V189ZM45 188H46V190H45ZM88 188H89V190H88ZM8 189H9V191H8ZM21 190H22V192H20ZM47 190H49V191H47ZM67 190H68V192H67ZM85 190H87V191H85ZM6 191L10 192L11 196H12L11 198H14V199L11 200V198H9L10 193L8 194L9 195L8 196V195H6L7 194ZM63 191H65V192H63ZM89 192H91L90 195H89ZM55 194L59 195L60 199H62V200L58 199L57 197H55V198H57L59 201H57V199L54 200L55 198L53 199V197ZM48 195H49V197H48ZM62 195L63 196L66 195L67 199H66V196H64L65 198H63ZM39 198H40V200H38ZM45 198L47 200H45ZM68 198H70V199H68ZM75 198H79L78 200L76 199L77 202L75 201ZM26 200H28V201H26ZM66 200H68V201H66ZM17 201H18V203H17ZM30 201H32V202H30ZM37 201H39V202H37ZM49 201L52 202L53 204L51 203V205H50ZM78 201H80V202H78ZM36 202L39 204L34 205V203H36ZM46 203H49V204L46 205ZM72 203L73 204L75 203V204L73 205ZM89 203H91V204H89ZM8 205H10V206L14 205L15 207L13 206V208H15V209L17 208V211L14 209L10 210L11 208L9 209L10 206H8ZM25 206L28 208H26ZM78 206H80V207H78ZM91 206H93V207H91ZM44 207H47V208L50 207V208H48L49 213H51L54 210V208L56 209L58 207L56 210L57 211L59 210L58 211L59 214L55 210V212H53L49 215L46 208L43 210ZM71 208H73V209H71ZM6 209H7L8 213L6 212ZM50 209L52 211H50ZM63 209H64V211H63ZM18 210H20V211H18ZM41 210H43V212ZM79 210H80V212H79ZM85 210H88V212ZM28 211H30V212H28ZM61 211L64 214V219H63V214L61 213ZM65 211H66V213H65ZM24 212H26V213L28 212V213L24 214ZM101 212H103V213H101ZM54 214L57 215L58 217L54 216ZM24 215L26 216V218ZM69 215H70V217H69ZM71 216H73V217H71ZM27 218H29V219H27ZM22 219L24 220V222ZM26 219H27V222H26L27 224H25ZM58 219H59V221H58ZM60 219L62 220V222ZM68 219H69V221H68ZM63 220H67L68 222H70V223L67 222V225L69 224V226L66 225L64 227V225H63L64 221ZM96 221H97V223H96ZM43 222H44V224H43ZM29 224H30V226H29ZM38 224H41L40 227ZM2 225L4 227H2ZM10 225L11 226L14 225V227H11ZM70 225L73 227H71ZM10 227L14 231L11 230ZM46 229H47L48 233H47V231H45ZM15 230H16V232H15ZM17 231H18V233H17ZM14 232H15V235H13ZM92 233H94L93 230H92ZM96 233H99V232H96ZM96 236H100V235H96ZM3 238H5L6 240ZM51 241H55L56 243L51 242ZM76 241L78 242V244ZM50 243H52V244H50ZM10 244L14 245V246L12 247V246H10ZM104 246H106V247H104ZM10 247L15 248V249H12ZM55 252H57V253H55ZM58 253H59V255H58ZM57 260L59 261L58 263H57ZM42 262H44V263H42ZM54 262H56V263H54Z\"/></svg>",
    "mask_w": 264,
    "mask_h": 264
}]
</instances>
